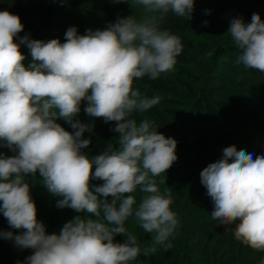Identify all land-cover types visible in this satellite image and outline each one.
Segmentation results:
<instances>
[{
    "label": "clouds",
    "instance_id": "9594fccd",
    "mask_svg": "<svg viewBox=\"0 0 264 264\" xmlns=\"http://www.w3.org/2000/svg\"><path fill=\"white\" fill-rule=\"evenodd\" d=\"M111 2L139 7L140 19L118 17L106 29H88L84 35L70 27L63 43L29 36L17 43L24 31L21 18L0 11V148L14 153L0 152V213L20 232L0 231V238L32 250L26 264H133L141 255L155 254L157 246L171 247L179 223L171 193L162 194L155 179L178 160V142L162 134L156 121L134 118L161 103V97H149L134 84L174 69L182 42L160 24L170 13L190 21L196 0ZM227 35L240 53L236 62L264 77L260 15L254 13L250 23L234 18ZM21 45L32 58L27 67ZM82 102H87V115L115 122L111 131L119 133L116 146L95 157L82 152L92 144L84 134L94 128L77 119ZM29 177L42 178L40 184L60 198L58 208L87 215L48 234L38 219ZM200 178L213 202L211 219L218 225L235 224V240L264 253V155L226 147ZM93 180L103 183L93 185ZM137 191L139 201L132 195ZM130 218L151 234L150 247L142 248L126 228ZM118 235L123 243L115 242Z\"/></svg>",
    "mask_w": 264,
    "mask_h": 264
},
{
    "label": "trees",
    "instance_id": "16d2710c",
    "mask_svg": "<svg viewBox=\"0 0 264 264\" xmlns=\"http://www.w3.org/2000/svg\"><path fill=\"white\" fill-rule=\"evenodd\" d=\"M45 1L50 0H34L38 4ZM253 1L258 8L253 9L254 13L264 20V0ZM55 2V6L60 4L57 0ZM199 3L200 0H196L195 10ZM55 10L54 13L48 11L49 15L58 17L62 14L58 8ZM0 11L19 16L23 25L30 16H34L26 0H0ZM37 11V16L40 15L46 22L45 8L39 7ZM58 18L60 20L61 16ZM205 21L207 26H204ZM46 24L42 26L48 28L46 33L41 29L27 35L24 30L19 37L29 36L45 42L58 39L63 43L58 37L47 35L53 34V28L57 27H46ZM160 27L180 37L183 51L176 58L172 71L156 80L144 77L135 81L134 86L143 94L159 96L161 103L145 113H136L134 118L137 121L145 118L156 121L162 134L178 142V160L164 174L183 175L179 200H182V207L195 214V220L190 214L177 218L178 226L169 241L171 247L157 246L155 254L148 257L141 255L133 264H140L141 261L143 264H259L264 259V253L254 252L236 241L235 224L214 226L211 222L213 202L201 184L200 173L209 164L220 160L223 150L229 146H236L238 151L243 149L247 153L264 155V77L236 62L240 53L227 35L229 27L209 13L203 19L192 14L190 21L170 13ZM21 51L27 58L24 61L27 67L32 62L30 51L25 45H21ZM85 116L94 128L85 132L83 138L91 139L92 144L82 152L95 157L102 154L106 147H115V139L119 137V133L111 131L115 122L105 123L103 119ZM57 122L65 130L74 132L66 122ZM28 179L33 184L31 195L38 216L57 208L60 198L40 184L42 178ZM91 183L98 186L103 181L93 180ZM140 197L141 194L137 201ZM75 216H59L52 229L46 227L48 234H58L63 224ZM125 226L137 235L142 248L151 246V234L141 229L134 219L126 221ZM0 231L20 234L19 230L9 227L2 213ZM124 239L118 235L115 242L123 243ZM185 240L188 248L181 249L179 246ZM172 251L176 255L173 256ZM31 254L32 250H21L13 241L0 238V264H26V257Z\"/></svg>",
    "mask_w": 264,
    "mask_h": 264
},
{
    "label": "rangeland",
    "instance_id": "374dc122",
    "mask_svg": "<svg viewBox=\"0 0 264 264\" xmlns=\"http://www.w3.org/2000/svg\"><path fill=\"white\" fill-rule=\"evenodd\" d=\"M60 2L59 5L55 0L45 1L35 3L34 0H26L28 2V7L31 13L34 14L33 17H29V19L24 23V30L25 33L30 34L35 31H44L46 33L48 28H43L42 26L46 24V27H57L53 28V34H47L48 36L58 37L63 42H65L64 37L66 31L70 27H76L78 30V34L84 35L86 34L88 29L92 30H104L106 27L112 23V21H116L117 18H127L129 16L135 15L137 19H140L141 9L139 7L132 8L127 3L122 4H114L111 0H57ZM50 3V4H49ZM253 0H200L198 8L193 12L194 15L199 17L200 19L205 18L207 13L211 14L216 20L222 22L226 26H230L231 21L234 18H242L245 23L251 22V17L256 9L258 8L255 6ZM39 7H44L47 11L46 13V22H44L43 18L38 15ZM56 8L62 14L61 19L59 20L56 15H49L48 11L54 13ZM138 12V13H137ZM20 37H18L19 40ZM25 54V53H24ZM203 67V66H202ZM206 67V65H205ZM209 68L207 67V70ZM87 106V102H82L81 104V112L77 119L82 123L89 124L88 119H86L84 108ZM61 123H65L61 120ZM71 128V127H70ZM72 129V128H71ZM0 152H3L7 156L14 155L11 150L7 148H0ZM166 174V173H165ZM162 174L160 177H156L157 186L159 191L163 194L165 191L171 193L172 198V205L171 209L175 212L177 218L182 219L185 218L187 214H190L193 219L195 220V214H191L186 208L182 207V200H179V189L182 182V174H176L174 176ZM39 175V174H37ZM163 180L164 183H160ZM179 191V192H178ZM137 200L140 195L139 191L133 193ZM74 216V215H82V213H76L71 209H60V208H53L50 210L49 213L42 214L38 216V219L42 221L46 227L52 229L54 223L57 221L59 216ZM211 219V216H210ZM211 222L214 223V226H221L218 225L216 221L211 219ZM185 240L181 242L180 248H188V243ZM185 252V251H184ZM171 254L174 256L176 255L175 251H172Z\"/></svg>",
    "mask_w": 264,
    "mask_h": 264
}]
</instances>
